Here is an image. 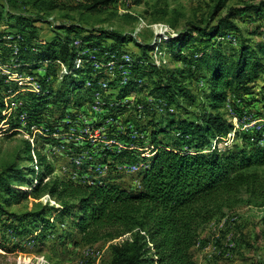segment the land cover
Returning a JSON list of instances; mask_svg holds the SVG:
<instances>
[{"label": "trees", "instance_id": "16d2710c", "mask_svg": "<svg viewBox=\"0 0 264 264\" xmlns=\"http://www.w3.org/2000/svg\"><path fill=\"white\" fill-rule=\"evenodd\" d=\"M119 1L92 0L80 8L95 13ZM229 2L217 0L206 25H193L165 41L166 53L172 61L186 63L185 68H169L165 64L151 65L153 46L136 43L132 50L129 47L132 41L121 34L91 31L77 22L51 21L52 13L60 7L58 0L0 1V59L3 62L14 59L21 65L18 68L21 73L38 75L42 89L41 93H19L24 99L22 107L17 109L19 118L26 114L27 121L38 122L42 117L41 106L44 109L59 106L63 121L69 115L70 97L75 98L79 110L83 105L79 101L93 102L96 94L103 100L96 128L106 122L114 126L127 109L124 104L133 98L135 106L131 110L137 118L157 111L161 99L175 104L179 111L176 118L166 111L164 128L154 127L150 132L153 153L151 157L144 156L145 167L140 171L138 188H125L116 179L90 185L58 176L45 182L53 173V168L46 166L44 173L43 169L37 173L33 167L27 170L38 183L32 192L25 193L16 184L26 180V171L14 162L0 172V216L7 214L6 208L12 200L29 199L47 191L60 207L43 208L32 215L35 222L46 230L52 224L46 214L55 213L71 221L73 231L79 236L74 241L76 246L111 243L106 264H200L194 249L200 242L203 227L225 219L242 206L262 211L264 235V144L249 145L246 140L224 149L219 146L208 152L204 149L211 147V140L225 137L233 130V124L219 112L228 100V93L248 91L250 84L258 86L259 80L264 92V41L248 43L245 39L240 46L226 49L218 42L230 34L240 36L246 30L239 24V17L261 30L264 0L232 7L215 21V13L225 9ZM45 27L50 31L48 36L41 32ZM256 34L255 31L251 35ZM198 43L202 46L200 51L193 49ZM188 48L195 50L190 57L186 55ZM208 50L210 53H206ZM125 55L130 56V61ZM78 60H83L81 66ZM96 63L103 68L96 69ZM109 63L122 66L129 74L125 76L119 69L115 76L110 75L106 70ZM62 67L65 72L59 80ZM198 70L206 71L208 77L201 79L205 87L196 95L191 89L193 80L187 79ZM103 83H107L108 89L102 87ZM148 83L153 85L157 99L151 94L144 99L139 96L147 90ZM19 90L16 82L0 76V124L5 119V95ZM202 100L211 109L210 113L190 111V107L202 105ZM139 105L145 111L139 112ZM18 126L19 123H14L12 128ZM64 126L68 130L69 124ZM167 129L176 133L172 144L159 138ZM240 135L237 132L238 139ZM245 136L242 133L243 139H247ZM84 137L88 141V135ZM24 146V159L33 163L36 147L29 140H24ZM127 151L120 152L127 155ZM106 152L114 160L122 156ZM37 156L43 167L46 157L41 153ZM29 185H33V180Z\"/></svg>", "mask_w": 264, "mask_h": 264}, {"label": "rangeland", "instance_id": "374dc122", "mask_svg": "<svg viewBox=\"0 0 264 264\" xmlns=\"http://www.w3.org/2000/svg\"><path fill=\"white\" fill-rule=\"evenodd\" d=\"M0 1L6 2V0ZM91 1L58 0L60 7L52 13L50 20L58 23L77 22L91 31L102 30L121 34L132 41L129 45L132 50L136 43L153 46L150 54L151 65L160 67L165 64L169 68H185L186 63L172 61L166 53L165 41L176 37L193 25H206L217 4V0H120L117 4L95 13L80 8L81 4ZM260 1L262 0H230L225 9L215 13V21L224 17L232 7L258 4ZM238 22L246 30L240 36L230 34L222 40L218 39L222 47L225 49L238 47L245 39L248 43L264 41L263 22H259L262 26L261 30L248 21L244 22L241 17ZM255 31L257 34L252 36ZM41 32L50 35L48 27L43 28ZM193 47L196 51L202 48L199 43ZM14 48V52L17 53V48ZM187 51L186 55L190 57L193 52L190 48ZM206 53H210V50ZM124 58L130 61V56L125 55ZM1 59L0 76H7L8 81L16 82L20 90L9 91L5 95L6 110L3 113L5 119L0 124V172L16 162L27 174L26 180L22 179L16 184L25 193L32 192L38 183V179L29 175L27 170L33 167L37 173L42 172V169L44 173L46 166H51L53 173L45 182L59 176L90 185L104 179L108 181L116 179L125 188L135 189L140 186V171L145 167L144 156L151 157L153 153L150 132L154 127L157 130L164 128L166 111L173 113L174 118L177 117L179 111L175 104L161 99L162 101L157 102L159 104L157 111L153 109L150 115L137 118L133 115L135 111L131 110L135 106L133 98L124 104L128 110H124V114L114 126L106 122L96 128L101 119L97 114L101 112L93 111L92 108L103 111L102 97L96 94L95 100L88 102L89 104L79 101L83 104L79 110L75 106L78 104L75 98L70 97L67 109L69 115L63 121L60 119L63 112L61 113L59 106H47L46 109L41 106L40 120L29 122L26 114L18 117L17 109L24 104V99L20 98L19 93H41L39 76L21 73L18 70L21 65L14 59L10 62H3ZM262 62L264 63V58ZM82 64L83 60H78V65ZM95 68L101 69L103 66L96 63ZM121 68L122 66L117 67L116 64L109 63L106 70L114 76L119 69L125 76L129 74L126 69ZM64 72L65 69L62 67L59 80ZM207 77L206 71L198 70L187 79V81L193 80L191 89L194 94H201L200 91L205 87L201 79ZM261 84L259 80L258 86L251 83L248 91L240 94L228 93V100L219 112L225 120L233 124V130L225 137L211 140V147L205 146V152L212 150L213 146L224 149L237 143L240 145L246 140L249 145L264 144V92ZM102 87L108 89L107 83H103ZM152 88L153 85L148 83L147 90L139 96L144 99L147 94H151L157 99ZM57 90L58 88L55 87L54 92ZM198 105L190 107L192 108L190 111L211 112L207 103L203 104V100L202 105L200 103ZM138 111H145V107L139 105ZM14 123L17 125L19 123V128L13 129ZM65 123L69 124L68 130H65ZM169 132L170 130L167 129V132L159 138L165 143L172 144L176 133L169 134ZM237 132L241 133L239 139ZM242 133L246 134L247 139H243ZM85 135H88L89 142L86 141ZM24 140H29L34 148L36 147L32 153L33 163L24 159ZM185 147L187 148L186 145ZM125 149L129 150L127 155L120 152ZM106 151L122 156L119 160H114ZM38 153L46 157L47 163L43 167L37 156ZM32 180L31 186L29 182ZM49 206L60 207L44 190L29 199L12 200V204L6 208L7 214L0 216V264H106L109 261L111 243L99 242L76 246L74 241L79 239V236L73 231L71 221L66 218L48 212L46 217L52 224L43 230V225L36 223L32 215ZM261 217L260 209L242 206L231 211L225 219L207 224L201 230L200 242L194 249L196 260L200 264H264Z\"/></svg>", "mask_w": 264, "mask_h": 264}, {"label": "built area", "instance_id": "2783aa9c", "mask_svg": "<svg viewBox=\"0 0 264 264\" xmlns=\"http://www.w3.org/2000/svg\"><path fill=\"white\" fill-rule=\"evenodd\" d=\"M92 110H93V111L102 112L101 110H98V109H93V108H92Z\"/></svg>", "mask_w": 264, "mask_h": 264}]
</instances>
